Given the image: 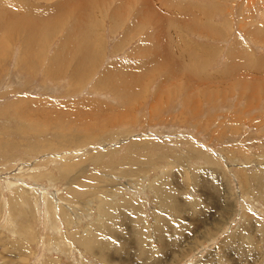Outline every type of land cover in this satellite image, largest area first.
I'll use <instances>...</instances> for the list:
<instances>
[{"label":"rangeland","instance_id":"374dc122","mask_svg":"<svg viewBox=\"0 0 264 264\" xmlns=\"http://www.w3.org/2000/svg\"><path fill=\"white\" fill-rule=\"evenodd\" d=\"M115 1L93 4L90 11H99L81 17L89 18L84 24L95 32L99 57L94 54L92 63L79 53L80 58L85 54L80 62L89 67L81 73L83 86L73 79L76 90L69 82L76 73L70 78L51 70L48 77L41 68L60 40L73 34L74 16L69 14L59 18L65 26L60 31L49 29L50 23L38 24L36 71L15 64L19 42L0 61V264H264V0H152L153 8L161 9L155 23L167 26L161 34L168 36L174 29L185 42L174 39L177 51L168 44L175 63L159 58L164 66L151 75L145 71L153 64L157 69L158 63L150 56L145 65L130 67L138 55L135 48L152 29L134 23L132 13L140 0L122 7ZM13 3L0 0V26L5 25L6 10L18 5L26 15L40 17L44 7H57H51L56 13L63 7L60 0ZM183 5L198 20L191 26L176 17L174 25L168 23L170 10ZM145 54L139 53L140 61ZM68 60L70 65L78 62L72 53ZM184 60L186 74L180 67ZM113 63H128L122 69L128 71L125 79L149 76L142 96L139 92L130 100L123 87L122 97L114 90L117 85L96 86ZM231 63L237 69L229 75ZM138 84V79L136 84L130 81V91ZM30 97L61 106L73 103L75 110L69 106L66 115L54 110L58 106L38 108L29 101L9 106ZM87 98L101 102L104 112L84 113L91 122L84 125L79 109ZM80 101L84 106L75 107ZM166 188L178 199L177 212L160 207L157 195ZM122 201L131 202L133 209L120 206ZM138 216L149 228L140 231L141 239ZM165 222L167 229L154 230V224ZM103 241L111 248L101 250Z\"/></svg>","mask_w":264,"mask_h":264},{"label":"bare ground","instance_id":"6f19581e","mask_svg":"<svg viewBox=\"0 0 264 264\" xmlns=\"http://www.w3.org/2000/svg\"><path fill=\"white\" fill-rule=\"evenodd\" d=\"M10 1V0H9ZM165 4H170V1H164V0H162ZM8 2V1H7ZM13 2L14 3H18V0H13ZM102 2V0H60V4L61 5H63V7H61V8H59V12L58 13H56L55 12V10H53V9H57V7H53V6H49L50 8H46V7H44L45 8V12L42 14V17H40L39 16V14H37V15H24L21 11L19 12L18 10L16 11V10H12V11H8V10H6V13H5V16L3 17V23L5 24L4 26H0V61L1 60H3V59H6V55H7V53L8 52H10V48H11V46H12V44H16L17 42H19L18 43V46L20 47V51L18 52V57L16 58V62L17 63H15L16 65H21V66H23V68L24 69H28V70H33V71H36L35 70V68H34V65L33 64H35V63H37L38 62V58H39V56H38V54H37V52L39 51L38 49H37V46L38 45H41V44H38L37 45V43L38 42H40L41 43V40L40 41H38L39 40V38H41L39 35H40V33H38V31L39 30H41V29H39V28H41L38 24L40 23V24H42V26H47L48 25V23H50V26H49V29H51V30H56V31H60V30H62V29H64V27L62 28V26H61V22L60 21H64V20H62V19H64V18H66L67 17V14H69L70 16H74V20H72V22L74 23V26L72 25L71 27V33L73 32V34H69L68 33V35L67 36H64L61 40H60V45L58 46V48L56 49V52H55V54L54 55H51L52 57H51V59H50V61H48V63H47V65L45 66V67H41V68H43V70L44 71H46V73H44V75H47L48 77H51L50 75H52L51 74V70H56V71H58V73H57V76H60V74H62L64 77L65 76H69L70 78H71V76H72V74H77L76 76H74V77H72L71 79H69V82H70V88L71 89H73V90H76L77 89V84L75 83L76 82V80L77 81H79V84L80 83H83V81L81 80V76H82V72H86V73H88V70H86L87 69V66H88V64H83V61L81 60V62H80V59L81 58H83L84 56H85V54H87V59L90 61V62H94L93 61V59H92V57L94 56V54H95V56H98L99 57V52H98V48H97V46H96V44H95V41H96V39L95 38H97V37H95V35H94V33L95 32H92V31H90L88 28H87V26L84 24V23H89V18L87 19H82V18H85V15H84V13L87 11L88 12V14H90V15H93L94 14V12L96 11V10H98V9H100V8H98V7H96L97 9H92V11H90V8H92V5L93 4H95V6H96V4H98L99 5V3H101ZM150 2H152V0H140V2H139V5L137 6V7H139L135 12H133L132 13V17H133V19H136L137 18V16L138 17H140L141 16V13L143 12V7H142V5H144L145 6V9L146 10H148L149 8H153L152 7V5H150ZM5 3V2H4ZM14 3H13V6H15L14 5ZM115 3H116V7L117 6H121L122 7V5L123 4H125V6L126 5H130L131 3L129 2V0H116L115 1ZM60 4H57L58 6L60 5ZM11 5V4H10ZM30 5H32V4H30ZM34 5V4H33ZM2 7H4V8H6L4 5H1ZM6 6H8V5H6ZM180 6V5H179ZM9 7V6H8ZM51 7H53V9L51 8ZM94 7V6H93ZM128 8V7H127ZM28 9V8H27ZM47 9H49V11L47 10ZM124 9H125V7H124ZM179 9H181V10H179ZM0 10H1V8H0ZM161 10V9H160ZM164 10H165V12L167 13V11H166V8H164ZM99 11V10H98ZM114 11H116V10H114ZM149 11V13H151L152 12V9H149L148 10ZM171 12V14H172V17L171 18H169V19H167L168 21V23H170V24H172V25H174L175 24V20H176V18H179V19H183L184 21L185 20H188V23H189V26H191V21H193V22H196L198 19H195L196 17H197V14H196V12L195 11H193L192 9H189V7L188 6H186V5H183L182 7H179V8H176L175 7V9H173V10H170ZM24 12V11H23ZM91 12H92V14H91ZM117 12V11H116ZM116 12H113L112 13V15H115L116 17H121V21H123L122 20V16L120 15V13L118 12V13H116ZM3 13V12H2ZM50 13H52L53 14V16H54V18H52L51 17V14ZM1 14V13H0ZM87 14V13H86ZM87 14V15H88ZM127 14V13H126ZM84 15V17H82ZM89 15V16H90ZM88 16V17H89ZM82 17V18H81ZM92 17V16H91ZM129 17V16H128ZM131 17V18H132ZM153 17H155V16H153ZM176 17V18H175ZM59 18H62V19H59ZM120 19V18H119ZM125 19V18H124ZM178 19V20H179ZM195 19V20H194ZM155 21V18L153 19L152 18V15L150 14L148 17H147V19H145V17L143 16L142 17V21H145L144 22V24L145 25H147L149 28H151V26L148 24L149 22H151V21ZM164 21V20H163ZM55 22H57V23H59V24H57V27H56V29L54 28L53 29V27L54 26H56V23ZM64 25H65V23H63ZM62 24V25H63ZM0 25H1V19H0ZM69 25V24H68ZM113 25V24H112ZM208 26V25H207ZM160 28L159 30H158V33L160 34V33H163V31H164V29H162V27L163 28H166L164 25H162V26H157V24H155L152 28H153V30L154 31H156L157 30V28ZM192 28V27H191ZM210 28V27H209ZM48 29V30H49ZM69 29H70V27H69ZM65 30H67V28L65 29ZM125 31L127 32V34H129L130 33V31H131V28L129 27V28H127V30L125 29ZM68 32V31H67ZM43 33H44V31H43ZM43 33H42V37H43ZM53 33V32H52ZM51 33V34H52ZM74 33H76V34H74ZM169 33H170V35H169ZM48 34H50V32H48L47 31V35ZM51 34H50V36H51ZM56 34V33H55ZM146 34V33H145ZM46 35V36H47ZM69 35H74V36H69ZM125 35V34H124ZM168 36H164L163 34H161V36L163 37H168L167 38V44H169V46L171 47V49H175L176 51H177V46H176V44L175 43H173V41H174V39H175V42L177 41H179V42H185V40L183 39V40H180V37H181V35L180 34H176L175 33V31H174V29H170L169 31H168V34H167ZM84 36V37H83ZM125 36H127V35H125ZM88 37L91 39L92 38V40H91V44H92V46L87 42V39H88ZM146 37H148V39L149 40H151L152 41V44H154V45H158L156 42H155V40L152 38V36H151V34L149 33V32H147V35H146ZM170 37H173V39H171V40H169L170 39ZM44 38H46V37H44ZM14 39H15V41H14ZM45 40V39H44ZM14 41V42H13ZM75 41H76V43H75ZM47 42V41H46ZM176 42V43H177ZM74 43V44H73ZM179 44V43H178ZM43 46V45H42ZM70 46H75L76 48H77V50L78 51H72V48H70ZM169 46L167 45V47L166 46H164V47H162V49H161V53L160 54H153V57H151L150 56V60L153 62H157L158 63V66H157V69L155 70L154 68H152L153 66L155 67V65L153 64V66L150 68V69H148L147 71H145L146 72V74L147 75H151L152 74V72L153 71H155V74H157L156 73V71L158 72V69L159 68H162L164 65H163V63L162 62H160V61H158L159 60V58L161 59V58H163V61H164V64H168L169 62H171L172 64L173 63H175V57L173 58L171 55H170V48H169ZM40 47V46H39ZM191 47H193V45L191 46ZM41 48H43V47H41ZM12 49H13V47H12ZM9 50V51H8ZM135 50H138L137 51V54H138V56H137V58L136 59H134L135 60V62H132L131 63V65H130V67L131 66H136L137 67V64H142L143 63V65H145V57H148L146 54L145 55H143L142 57V61H140V56H139V53L140 52H142V51H146L147 52V48H139V47H136L135 48ZM179 50V49H178ZM204 50V49H203ZM34 51V54H31L32 52ZM158 50L157 49H154V52H157ZM42 52V50H40V53ZM85 53V54H82L81 55V58L79 57V53ZM189 52H193V50L192 49H190L189 50ZM204 52V51H203ZM236 54H237V52H238V49H236ZM235 52H234V54H235ZM70 53H72L73 55H74V58H75V60H77L78 62H73V64L75 65H70L69 64V60L68 59H70ZM134 54H135V51L133 52ZM189 54V53H188ZM233 54V53H232ZM233 54V55H234ZM161 55H163V56H161ZM233 55H232V57H233ZM44 56V55H43ZM47 56V55H46ZM234 56H236V55H234ZM136 57V56H135ZM236 57H238V55L236 56ZM239 57H240V55H239ZM95 58V57H94ZM234 58V57H233ZM241 58V57H240ZM239 58V59H240ZM42 59V61H43V58H41ZM58 59H59V63H60V67L58 66ZM73 59V58H72ZM61 61V62H60ZM97 61H98V59H97ZM97 61L95 62L96 64H97ZM239 61V60H238ZM237 61V62H238ZM129 62V61H128ZM236 62V63H237ZM242 62V61H241ZM94 63V64H95ZM189 63V62H188ZM244 63H246V62H244ZM93 64V65H94ZM125 64V63H124ZM147 64V63H146ZM239 64V66L238 67H241L240 66V64L241 63H238ZM243 64V63H242ZM33 65V66H32ZM126 65H128V63H126L124 66L123 65H119V66H116V64H109V66L108 67H106L105 69H104V74L101 76V78L97 81V83H96V86L99 88L100 87V85H101V83H103V84H107V85H109L110 87H112V84H113V87L114 88H116V85H117V87H118V89L116 88V89H114V90H116V91H118L120 94H121V96L123 97V90L125 91V95L131 100L132 99V97L134 98L135 96H136V94H138L139 92H140V95L142 96V93H143V87H144V85H142L143 83H144V79H146V82H148L147 80H148V77L149 76H146L145 74L143 75V77L144 76H146V78H143V80L142 79H140V75H137V78H136V76H131L130 77V79H129V77H127V79H125L124 78V76H125V74L126 73H128V71H125V70H122L123 69V67H125ZM152 65V64H151ZM157 65V64H156ZM231 65H232V63H231ZM245 65V64H244ZM25 66H26V68H25ZM32 66V67H31ZM73 67V68H72ZM180 67H182L183 69H184V67L186 68V67H189L188 66V64H186V60H184V62H183V65L182 66H180ZM232 67L233 68H230L227 72H228V74L230 75L232 72H234L236 69H237V67H236V69L234 68V66L232 65ZM40 68V67H39ZM132 69H135V67H133ZM146 69H147V67H146ZM177 69V68H176ZM228 69V68H227ZM86 70V71H85ZM185 70V69H184ZM183 70V71H184ZM181 71V70H180ZM0 72H1V68H0ZM183 73H185L186 74V70H185V72H183ZM227 74V75H228ZM61 75V76H62ZM90 75V74H89ZM42 76V75H41ZM187 76V75H186ZM185 76V77H186ZM190 76V75H189ZM87 77H88V74H87ZM87 77H86V79H87ZM176 77V76H175ZM182 77V76H181ZM184 77V76H183ZM83 78V77H82ZM89 78V77H88ZM168 78V77H167ZM188 78V77H187ZM190 78H191V76H190ZM75 80V82H74V80ZM137 79H138V81H139V84L137 85V87H135V88H133V90L132 91H130V87L131 86H129V82L131 81V83H135L136 84V81H137ZM196 80V79H195ZM68 82V83H69ZM95 82V81H94ZM78 84V85H79ZM119 84V85H118ZM81 85V84H80ZM95 85V84H94ZM132 85V84H131ZM81 86H83V85H81ZM122 87L124 88L123 90H122ZM95 89V88H94ZM98 90V89H97ZM27 91V90H26ZM142 91V92H141ZM73 92V91H72ZM75 92V91H74ZM42 93H43V91H42ZM110 93H111V91H110ZM13 95V94H12ZM23 96V95H22ZM35 96V95H34ZM117 96V95H116ZM144 96V95H143ZM11 97V96H10ZM38 97V96H37ZM40 98V97H39ZM43 98V97H42ZM87 99H89V98H87ZM95 100V99H94ZM94 100H86L85 99V101H84V103L83 104H85V106L84 105H82V103H81V101L80 102H78V103H74L75 104V107H76V105L77 106H84L83 107V109L81 108V109H79V110H81L80 112L82 113V114H80L81 116L82 115H84V113L86 114V115H88L89 116V114H93L92 113V110H96V112H102L103 110L99 107V105H100V103L98 102L97 103V100L96 101H94ZM12 101V100H11ZM15 101V100H14ZM24 102L25 103V105H26V101H29L28 102V105H37V106H39L38 108H42V107H44V106H48L49 108L50 107H53V106H55V107H57V108H55L54 109V107L52 108V109H54L55 111L56 110H59V109H62L63 111H64V113L67 115L68 114V107L70 106V111H72V110H75L74 109V106H73V103H68L69 104V106H61L62 104H61V102L60 103H55L54 101H47V100H44V99H38V98H29V99H25V98H21L20 99V101L18 102V101H15V102H13V103H9V106L10 107H13L14 105H18V103H20V102ZM157 104H158V102H156ZM153 104V107H152V109L153 110H155L156 108H157V104ZM59 104H61V105H59ZM65 104V103H64ZM67 104V105H68ZM126 104V103H125ZM5 105V104H4ZM6 106V105H5ZM101 106V105H100ZM4 107V106H3ZM21 107V106H20ZM47 107V108H48ZM103 107V106H102ZM7 108V107H6ZM46 108V109H47ZM48 108V109H49ZM19 109V108H18ZM21 109V108H20ZM101 109V110H100ZM151 109V110H152ZM7 110H8V108H7ZM34 110H36L35 108H34ZM6 111V110H5ZM12 111H13V109H12ZM32 111V110H31ZM52 111V110H51ZM116 111V110H115ZM114 111V112H115ZM53 112V111H52ZM79 111L77 110V113H78ZM90 112V113H89ZM95 112V111H94ZM104 112V111H103ZM114 112H112L111 114H113ZM151 112V111H150ZM32 113V112H31ZM38 113H40L39 111H38ZM47 113H49V112H47ZM74 113V112H73ZM77 113H76V115H77ZM89 113V114H88ZM97 113V114H98ZM117 113V112H116ZM30 114V113H29ZM33 114V113H32ZM74 115H75V113H74ZM93 115H95V113L93 114ZM133 115V114H132ZM58 116H59V114H58ZM85 116V115H84ZM84 116H82L81 117V122H82V124H84V125H86V124H88L89 125V123H91L90 122V119L86 116V117H84ZM118 116H120V114H118L117 115V117ZM131 116V115H130ZM24 117V116H23ZM68 117V116H67ZM20 118V117H19ZM18 118V119H19ZM70 118V117H69ZM94 118V117H93ZM21 119V118H20ZM48 119V118H47ZM57 119V118H56ZM103 119L104 120H106L107 121V118L106 117H103ZM22 120V119H21ZM50 120V119H49ZM94 119H92V121H93ZM115 120V119H114ZM51 122V121H50ZM54 122V121H53ZM74 122H77V120H74ZM80 122V121H79ZM94 123V122H93ZM42 123H40V125H41ZM48 124V123H47ZM104 125V124H103ZM106 125V124H105ZM90 127V126H89ZM35 129V128H34ZM87 129V128H86ZM42 130V129H41ZM88 130V129H87ZM26 131V130H25ZM87 136H89V135H87ZM91 136V135H90ZM86 139V138H85ZM139 143V142H138ZM138 145V144H137ZM139 148V147H138ZM126 161V160H125ZM100 165V164H99ZM96 168V167H95ZM97 169V168H96ZM100 169V168H99ZM100 171V170H99ZM87 172V171H86ZM90 172V171H89ZM89 172H87V173H89ZM86 173V174H87ZM91 173H93L92 171L89 173V174H91ZM76 174V173H75ZM95 174V173H94ZM84 175V174H83ZM91 175H93V174H91ZM192 175H194L195 177H196V173H194V174H191V176ZM74 176V175H73ZM86 176H88V175H86ZM80 177V176H79ZM76 180V179H75ZM91 180V179H90ZM93 181V180H92ZM88 182V181H87ZM87 183H85V185H86ZM163 186V185H162ZM153 188V187H152ZM164 188V187H163ZM179 189H181L180 187H178ZM155 189V188H154ZM168 188H166L163 192L160 190L159 191V193H158V195H157V200H158V202L160 203V207L161 208H164L165 210H167V211H173V212H177V206H179V205H177L176 204V202H177V200H176V198H175V194H173V196L172 195H170V194H168L169 192H168ZM182 190V189H181ZM180 190V191H181ZM21 200V199H20ZM123 202V201H122ZM181 202V201H180ZM179 202V203H180ZM193 201H189V203H192ZM120 206H123V207H128V208H131V209H133V206H132V203L131 202H127V201H125V202H123V203H120ZM68 207V206H67ZM105 207V206H104ZM108 208V207H107ZM139 208V207H138ZM180 208V207H179ZM73 209V208H72ZM106 209V208H105ZM113 209V208H112ZM135 209V208H134ZM107 210V209H106ZM110 211V210H109ZM137 211V210H136ZM105 213H108V211L107 212H105ZM105 213H104V215H105ZM129 213V212H128ZM127 214V213H126ZM137 214H138V212H137ZM65 215V214H64ZM177 215V214H176ZM125 216V214L123 215V217ZM112 218H114V216L112 217ZM156 219V218H155ZM112 221V220H111ZM142 221V217L140 218L139 216H138V220H137V222H135L136 223V227L137 228H139V234H140V239L142 238V236L144 235V233L142 234L140 231H144V227H145V229H146V226H144V224L141 222ZM158 221V220H157ZM157 221L155 220V223L157 224ZM160 221H161V219H160ZM165 221V220H164ZM120 223V222H119ZM146 223V222H145ZM117 224V222L116 223H114L113 225H116ZM132 224V223H131ZM156 224H154L155 226H153L154 227V230L156 231V229H157V232H158V227L160 226L161 227V230H163V229H167L168 228V224L165 222V223H162L161 225H156ZM159 224V223H158ZM112 225V224H111ZM118 226V225H117ZM142 227V230L140 229L141 227ZM21 227V226H20ZM151 228V227H150ZM149 229V228H148ZM148 229H146L147 231H149ZM110 231H111V229H108L107 228V231H106V233L105 234H107V236H109V237H111V234H110ZM154 231V232H155ZM156 233V232H155ZM183 237V236H182ZM90 239V238H89ZM92 239V238H91ZM172 239V238H171ZM177 240V239H176ZM179 240V239H178ZM83 241V240H82ZM93 241V240H92ZM96 241V240H95ZM94 241V242H95ZM161 241V240H160ZM85 242V241H84ZM90 242V241H89ZM105 241H103V243H104ZM80 243H82V242H80ZM109 245V243L108 242H105L104 243V245H101L100 246V249L102 250L103 248H105V250L106 249H110L111 247L110 246H108L107 244ZM83 244V243H82ZM87 244H89L88 243V240H87ZM94 244V243H93ZM93 246V245H92ZM87 247V246H86ZM89 247V246H88ZM90 248V247H89ZM87 249V248H86ZM91 249V248H90ZM101 250L99 251L100 253L99 254H101ZM186 253H187V251H186ZM107 254V253H106ZM98 255V254H97ZM103 256H106V255H103ZM148 257V256H147ZM179 258V257H178ZM178 258L176 259V261L178 260ZM182 258V257H181ZM151 260V259H150ZM165 260V259H164ZM171 260H174V257H172L171 258ZM152 261V260H151ZM168 262V261H167ZM172 262V261H171ZM28 263V262H27Z\"/></svg>","mask_w":264,"mask_h":264},{"label":"crops","instance_id":"0c3cea01","mask_svg":"<svg viewBox=\"0 0 264 264\" xmlns=\"http://www.w3.org/2000/svg\"><path fill=\"white\" fill-rule=\"evenodd\" d=\"M153 3V2H152ZM150 5H152L151 4V2H150ZM19 6V5H18ZM18 6H15V7H13V9L14 10H18V11H21L24 15H26L23 11L25 10V8H20V7H18ZM177 6H179V5H177ZM177 6H176V8H177ZM33 7H36L37 8V6H33ZM142 7H143V12L141 13V16L140 17H138L137 16V18L135 19V21H134V23H135V25L137 26V24L138 25H140V29H142L144 26H147V25H145L144 24V22L145 21H142V17L144 16L145 17V19H147V17L151 14L152 15V18L154 19V18H156L157 16H156V14L155 13H157V10H159L158 11V15H159V13H160V8L158 7V6H156L157 8L156 9H154V8H149V9H152V12L151 13H149V9L148 10H146L145 9V6L144 5H142ZM153 7V6H152ZM154 9V10H153ZM26 11L27 12H33V10L32 11H30V9H27L26 8ZM36 11V10H35ZM42 12H43V10H42ZM38 13H34V14H29V15H37ZM153 16H155V17H153ZM150 26H151V28L156 24L155 23V21H151V22H149L148 23ZM132 25V24H131ZM130 27V26H129ZM129 27H126L125 29L127 30V28H129ZM131 28V31H132V29H133V25H132V27H130ZM160 28L158 27L157 28V30L156 31H154L153 30V28L150 30H148L147 29V32H149L150 34H151V36H152V38L155 40V42L158 44V45H154V44H152V41L151 40H149L148 39V37H146V40H145V43H143V45H140V46H138L139 48H147V51H149V49H151V52H146V51H142V52H146V55L147 56H151V57H153V54H160L161 53V49H162V44L164 45V46H166L167 47V37H164L163 39H162V37H161V33L159 34L158 33V30H159ZM130 31V32H131ZM126 32V31H125ZM127 33V32H126ZM181 35V34H180ZM166 38V39H165ZM180 40H183V39H181L180 38ZM75 43H76V41H75ZM147 43V44H146ZM95 44H96V41H95ZM96 46H97V44H96ZM168 48V47H167ZM154 49H157L158 51L157 52H154ZM86 56H87V54H86ZM138 56V55H137ZM17 66H21V65H17ZM93 66V65H92ZM89 67V65L87 66V68ZM22 69H24L23 67H21ZM25 70V69H24Z\"/></svg>","mask_w":264,"mask_h":264}]
</instances>
